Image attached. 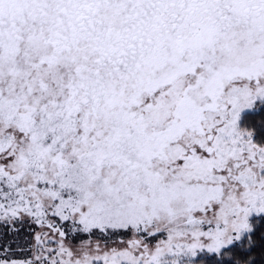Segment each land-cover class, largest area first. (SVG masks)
Masks as SVG:
<instances>
[{"label":"snow or ice","instance_id":"1","mask_svg":"<svg viewBox=\"0 0 264 264\" xmlns=\"http://www.w3.org/2000/svg\"><path fill=\"white\" fill-rule=\"evenodd\" d=\"M0 264H264V0H0Z\"/></svg>","mask_w":264,"mask_h":264}]
</instances>
